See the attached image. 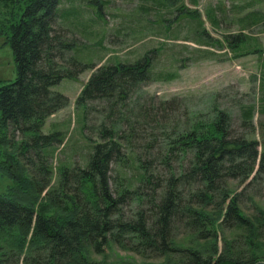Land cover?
<instances>
[{"label": "trees", "instance_id": "1", "mask_svg": "<svg viewBox=\"0 0 264 264\" xmlns=\"http://www.w3.org/2000/svg\"><path fill=\"white\" fill-rule=\"evenodd\" d=\"M62 1L0 0V36L6 37L17 66V79L0 85V173L15 182L28 177L31 192L43 195L53 210L37 213L17 188L0 193V264H108L95 259L111 244L145 259L172 257L175 264L264 261V210L254 204L251 216L243 208L247 192L261 195L264 182L259 181L264 179V151L250 138L254 108L242 110L241 133L225 116L208 131L194 129L165 147L168 131L147 124L188 118L190 110L182 99L154 97V114L144 113L138 121L127 116L135 111L134 90L156 80L152 55L99 67L77 102L109 104L110 126L101 124V138L121 135L120 140L133 146V135H142L146 154L135 158L142 171L139 185L111 173L114 149L103 150L108 142L94 146L85 169L64 167L58 184L52 185L51 148L65 138L43 128L48 117L70 102L53 87L93 69L74 55L75 41L59 18ZM151 1L157 11L177 8L178 19L184 13L191 19L198 16L197 11L184 12L183 0ZM119 125L125 129L118 130ZM18 229L33 231L34 243L26 252L9 238ZM181 229L192 237V245L176 243ZM238 237L243 239L240 244Z\"/></svg>", "mask_w": 264, "mask_h": 264}, {"label": "rangeland", "instance_id": "2", "mask_svg": "<svg viewBox=\"0 0 264 264\" xmlns=\"http://www.w3.org/2000/svg\"><path fill=\"white\" fill-rule=\"evenodd\" d=\"M183 2L186 5L184 12L197 11L195 19L186 13L178 19L180 13L175 7L157 11L152 8L155 5L151 0L62 1L59 18L63 28L69 30V38L75 41L74 55L93 69H88L78 79L66 78L53 87L54 91L68 96L70 102L48 117L43 128L46 134L59 132L65 138L62 144L51 148L54 149L52 185L58 184L59 172L64 167L85 169L94 146L107 142L110 145L103 150L114 149L111 173L115 176L119 172L134 186L139 185L142 171L135 158L146 154L142 135L140 138L133 135L136 137L133 146L120 140L121 135L101 138V128H104L101 124L110 126L107 118L111 107L103 100L89 101L86 106L77 102L99 67L135 63L150 55L154 57L156 80L134 90L131 108L135 111L127 115L130 120L138 121L141 115L150 111L154 114L150 105L154 97L182 99L190 110L188 118L155 126L147 124L150 129L168 131L163 139L164 146L168 147L177 143L184 133L194 129L208 131L225 116L232 118L235 129L241 133L244 131L242 110L252 106L255 132L250 138L259 141V149L264 151V0ZM172 74L177 77L170 79L168 76ZM16 79L13 50L6 37L0 36V85ZM130 100V97L123 99L124 102ZM117 128L125 129L122 125ZM251 180L252 177L248 181ZM29 183L28 177L23 176L22 181L15 182L0 173V193L9 194L17 188L34 204L37 213H53L43 195L31 192ZM260 183L263 184L261 195L258 191L254 195L249 190L244 197L243 208L249 214L255 212V205L264 210V182ZM245 186H239L238 191ZM9 238L16 246H22L24 252L34 243L32 229L15 230ZM238 240L239 244L243 242L242 237ZM176 243L190 246L192 237L183 229L177 230ZM205 248L211 246L206 244ZM260 248L264 253V245ZM95 260L108 264H175L172 257L145 259L113 244Z\"/></svg>", "mask_w": 264, "mask_h": 264}, {"label": "water", "instance_id": "3", "mask_svg": "<svg viewBox=\"0 0 264 264\" xmlns=\"http://www.w3.org/2000/svg\"><path fill=\"white\" fill-rule=\"evenodd\" d=\"M257 264H264V261H262V262H259V263H257Z\"/></svg>", "mask_w": 264, "mask_h": 264}]
</instances>
